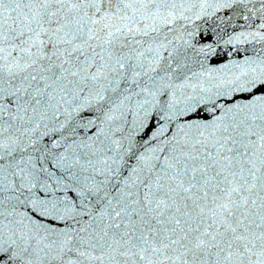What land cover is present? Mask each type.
Here are the masks:
<instances>
[{
	"label": "snow or ice",
	"instance_id": "6c2138e0",
	"mask_svg": "<svg viewBox=\"0 0 264 264\" xmlns=\"http://www.w3.org/2000/svg\"><path fill=\"white\" fill-rule=\"evenodd\" d=\"M0 264H264V0H0Z\"/></svg>",
	"mask_w": 264,
	"mask_h": 264
}]
</instances>
